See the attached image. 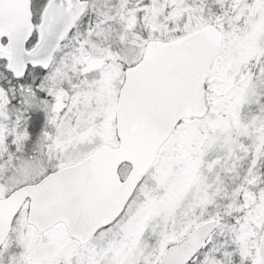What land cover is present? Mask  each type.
<instances>
[{
	"label": "snow or ice",
	"instance_id": "obj_1",
	"mask_svg": "<svg viewBox=\"0 0 264 264\" xmlns=\"http://www.w3.org/2000/svg\"><path fill=\"white\" fill-rule=\"evenodd\" d=\"M0 264H264V0H0Z\"/></svg>",
	"mask_w": 264,
	"mask_h": 264
}]
</instances>
